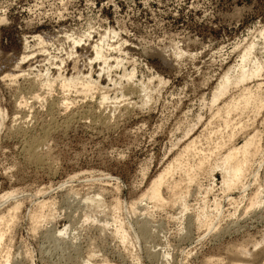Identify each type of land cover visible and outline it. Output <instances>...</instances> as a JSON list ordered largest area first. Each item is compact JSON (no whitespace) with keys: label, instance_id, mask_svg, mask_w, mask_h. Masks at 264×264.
Wrapping results in <instances>:
<instances>
[{"label":"rangeland","instance_id":"rangeland-1","mask_svg":"<svg viewBox=\"0 0 264 264\" xmlns=\"http://www.w3.org/2000/svg\"><path fill=\"white\" fill-rule=\"evenodd\" d=\"M0 16V201L16 197L0 204V215L21 205L4 227L0 264H216L234 261L241 246L252 252L247 264H262L264 202L247 205L264 188V160L245 175V191L225 190L217 169L199 173L183 206L139 199L188 142L200 137L209 152L226 136L228 129L217 133L224 125L216 110L240 87L215 105L211 98L249 41L264 64V0H0ZM96 42L109 50L106 69ZM76 73L98 89L61 88V77ZM42 74L57 80L52 88ZM247 86L260 89L264 103V68ZM258 109L230 119L247 126L237 128V145L259 133L264 159V105ZM97 193L102 204L87 207ZM41 199L49 205L36 224ZM204 207L211 230L197 218ZM113 217L123 220L127 240L114 222L106 225Z\"/></svg>","mask_w":264,"mask_h":264},{"label":"bare ground","instance_id":"bare-ground-1","mask_svg":"<svg viewBox=\"0 0 264 264\" xmlns=\"http://www.w3.org/2000/svg\"><path fill=\"white\" fill-rule=\"evenodd\" d=\"M4 20H5V17L0 16V24ZM108 34H109V32H108ZM38 36L39 35H37V38H38ZM260 37L262 39V44H263L262 49H264V30L261 31ZM39 38L41 39V42H42L43 41L42 37L39 36ZM93 46H94V51H95V57L99 58V59H103L102 60V62H103L102 68L106 69V67L109 65V59L107 58V54H106L109 51V50L107 51L108 48L103 43H99V44L97 43L96 45H93ZM255 46H256L255 40L249 41L244 46V48L241 50V61L236 66L230 67L225 72L224 76L222 77L221 81L219 82L217 90L213 93V97L211 98L212 99L211 102L215 105V104H217V102L221 98H223L230 91V89L232 87H235V88L240 87V92L237 96L233 95V96L229 97L225 102L223 101V106L218 107L216 110L217 115H219L220 119H222V125H224V127L220 126V128H218V129L216 128L218 131V132L217 131L216 132L217 133H219L220 131L222 132V129L224 130V128L226 129V131L228 129L229 131H227L226 136L221 134V137H220L221 140L217 141L215 144L213 143L214 145L211 146L212 148H211V151H209V152H205L202 148L200 149V147H199V143L201 142L200 141L201 139H199L200 137L195 138V139L191 140L190 142L187 141L188 143L184 146V148L178 154V156L176 158L174 157L175 159L173 160V162H171L159 175H157L152 180L149 188L147 190H145L143 195L141 194L142 196H141V199H139V200L149 199V200H153L155 203H158L159 205L160 204L162 205L165 203L171 204L170 201H172L173 203H174V201H178L177 203H179V205H182V204L185 205L186 196H187V193L189 192V189H190L189 186L191 183L193 184V182L197 180L198 175L200 176L199 173L210 172V174H211L212 172L216 171L217 169H219L221 171L222 187L225 190H232V189L236 190V188H241L245 191L247 189L248 186L244 183L245 175L249 172V170L251 168H253L252 166L258 158H260V160H258V162L256 161L258 164L264 160L263 157H261L262 148H261L259 133L257 131L256 132L254 131L253 134H251V133H250V135L248 134L247 138L244 140V142L242 144H240V145L235 144L234 139L237 136L238 131H239V130L237 131V128L243 130L246 125L241 124L239 127L236 128L234 123H233V120L230 119V117L232 116L231 114H233V113H245V111H248V110L252 111V109H256L258 112L259 111L258 107H261L264 105L263 99L259 93L260 89L255 90V89H252L251 86H247V82L251 79H254L255 77H258L264 68L263 62H260L258 57L254 58V56H253V54H254L253 49L255 48ZM165 51H159L158 54H160V56L164 57ZM249 61H252L251 66H250V64H248ZM116 63L118 65L120 63V61H117ZM78 71H80V70H78ZM76 72H77V69H76ZM134 73L135 72H133V71H130V72L126 71L125 76H127L128 79H132L134 76ZM47 75L48 74H46L45 77L43 76V74L41 75L43 77V80L41 83L44 86H48L49 88H52L53 83H56L55 82L56 79L50 78L49 76L47 77ZM123 76H124V74H123ZM80 84L82 85L80 90L85 91V93H89V94H90V92H93L98 86L97 80L92 79L91 76H89V77H87V76L84 77V75L81 76L80 73H76L75 75H72L70 77H66V76L61 77V79H60L61 88H63L64 90L70 89V88H75V89L77 88L78 89L79 88L78 85H80ZM99 87H101V86H99ZM99 90H100V88H99ZM138 90L142 91L146 98L151 97V95H150L151 93L149 92V88H148L147 84L140 82V85L138 86ZM51 91L49 93H51ZM107 93L108 92L105 90L102 93V100H104V102H105V100H107L109 98ZM36 95H38V94H36ZM36 95L34 94V96H36ZM40 96H41V94H40ZM145 102H147V101L145 100ZM56 103H57V101H56ZM62 103L65 104L66 107H68V105H69L67 98H64V101H62ZM54 104H55V102H54ZM213 106H212V108H213ZM1 114H2V111L0 110V115ZM207 127H208V125H207ZM246 127H245V129H246ZM239 132H241V131H239ZM207 135H208V133H207ZM259 167H260V165H259ZM177 170H179L181 172V176L179 177V179H175L173 181L170 179L171 180L170 181L169 180L170 176L172 174H174V172H177ZM164 186L167 188V190L170 193V198H168V199H166L165 196H163L164 194L162 192V189ZM263 189L264 188H262V189L258 188L256 191H254L252 193L253 195L251 194L252 197L249 199L250 203H249V205H247L248 209H256V208H258V207H256L257 204L264 202L262 199ZM13 193L11 192V193L5 194L3 196L2 201H0V204L6 203L10 197L11 198L14 197L15 195ZM14 198H16V197H14ZM139 200H138V202H139ZM102 202H103V198L101 197L100 193H97L96 196L87 197L86 201H85L87 207H88V205L91 206L93 204L100 205V204H102ZM138 202L136 201V202L132 203L133 209L136 208L135 206L137 205ZM2 204H1V206H2ZM170 204H168V205H170ZM47 205H49L48 201L46 202V200L44 201L41 199L40 203L37 205L38 209L32 212V214H31L32 218L31 219H33L32 221H35L36 224H38L42 219H44V216H45L44 213L45 212H42V210L45 209L47 207ZM20 206H21L20 204H16L13 206V208L9 211L8 214H1L0 215V251L3 249L2 244H4L3 241L5 240V237H6V231H5L6 228L4 230V227L9 226V224L12 221H14L15 217L17 216V211H18V209H20ZM120 206L121 205L119 203L116 204V208H119ZM205 207L202 208V210L200 211L201 212L200 214H197L198 215L197 218L200 220V223H202L201 225H205V226H207L208 229L211 230V226L213 225L214 222H213V219L210 218L209 215L207 214ZM216 208H217L216 210H218L220 213V211L222 210L221 206H219L217 204ZM122 221H121V219L119 220V219L113 217L112 221H107L106 225H109L110 222H114V224H115L114 230H115L116 234L120 236V237L119 236L118 237L121 238L122 240H127L129 237L128 231L126 229L125 224ZM33 225H35V224H33ZM59 233L67 234V228H65L63 230H59ZM262 239L264 242V238H262ZM255 250H256V248H255ZM4 251H6V249ZM250 254H252V252H250V250L247 249V247L245 248V247L241 246L239 249L236 248V250H235L236 256H234L235 257L234 261H231L228 263H223V261L217 260L216 264H247L246 262H248V259H250L249 258ZM9 255H10L9 251H7L6 255H4V256H6L7 261L10 259ZM91 264H93V263H91ZM262 264H264V261L262 262Z\"/></svg>","mask_w":264,"mask_h":264}]
</instances>
